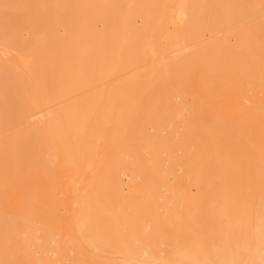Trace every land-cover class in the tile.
Listing matches in <instances>:
<instances>
[{"label":"rangeland","instance_id":"374dc122","mask_svg":"<svg viewBox=\"0 0 264 264\" xmlns=\"http://www.w3.org/2000/svg\"><path fill=\"white\" fill-rule=\"evenodd\" d=\"M0 264H264V0H0Z\"/></svg>","mask_w":264,"mask_h":264}]
</instances>
